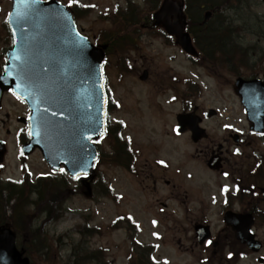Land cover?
Returning a JSON list of instances; mask_svg holds the SVG:
<instances>
[{"label":"rangeland","instance_id":"374dc122","mask_svg":"<svg viewBox=\"0 0 264 264\" xmlns=\"http://www.w3.org/2000/svg\"><path fill=\"white\" fill-rule=\"evenodd\" d=\"M73 1L95 5L86 18L76 21L80 31L90 37L107 25L100 21V12L117 4L122 7L125 5V0ZM134 1L139 5L141 12L148 15L146 10L149 4L145 0ZM10 7L9 0H0V53L8 47L2 21L6 19ZM226 14L233 18V23L237 26V30L232 33L233 39L242 47L249 48L251 61L257 58L264 60V0H244L242 4L229 9ZM119 22L122 20L118 19ZM123 26L114 27L118 33L114 39L119 40L122 36L124 40L111 47L106 71L114 97L121 105L118 111L112 113L111 121L125 122L124 136L132 139L139 152L138 155L135 153L138 156L134 162L136 171L132 173L125 169L122 161L113 162L109 156H104L98 167L103 175L97 174L91 198L72 192L71 188L75 189L78 183L69 178L72 183L65 185L66 195H60L59 198L72 193L71 197L64 202L62 209L56 210L60 214L59 219L45 225L44 236L52 243L49 258L53 257L55 264H68L72 242L80 241L78 230L88 226L99 229L96 235L88 238V249L105 247V258H102L104 264H139V260L134 261L133 257L129 260L127 257L131 254L134 256V252L138 250L135 248L134 252L131 251L133 244L128 238V229L120 225L111 231L108 226L117 216L131 214L139 226L138 240L149 248H152L149 245L154 247L151 250L152 260L147 259L145 264H231L224 255L230 240L228 234L225 238L222 235L220 251L217 253L196 244L193 225L198 219L208 218L213 234L224 227L219 215L223 206L221 187L230 181L206 168L204 158L207 141L194 144L187 134L176 135L173 132L175 115L183 107L180 101H174L173 97L176 91H184L183 79L191 78L202 88L201 94L192 98L193 104L200 110L213 108L219 112L215 117L206 119L204 127L209 132L217 133L218 139L227 132L221 128L224 124L229 125L228 131H244L247 123L242 107L228 85L232 75L223 70V82L220 81L218 88V82L215 81L218 78H209L208 68L193 66L178 46L171 42L165 43L164 39L157 36L158 28H154L151 23L144 20L135 25ZM133 38L136 39L131 42ZM253 45L255 49L252 52L250 47ZM121 54L128 56L132 71L120 76L116 64L117 57ZM124 58L119 57L120 60ZM262 60L248 68L241 65L242 75L261 73L264 67ZM142 67L149 69V78L145 82L138 79ZM172 84H175L176 90ZM2 104L0 139L8 144L3 175L17 178L20 173L17 134L23 135L24 127L14 118L21 114L24 107L18 105L11 95H4ZM108 142L107 139L102 141V148L107 151ZM229 149L230 153H233L231 145ZM24 160L33 178L38 174H52L38 150ZM158 161L168 167L162 168ZM151 173H154L156 180ZM158 175L170 180V184L166 185L164 179H160ZM104 182L108 183L113 193L119 195L118 200H114L111 195L107 196V192L102 194ZM41 206L42 204L38 205ZM36 214L38 216L40 213L36 211ZM255 229L263 240L264 227L258 223ZM222 233H226V229ZM34 244L36 243H32ZM30 249L33 252L32 264L52 263H44V256L34 252L32 246ZM263 253L264 249L260 254ZM95 263L101 264L100 261ZM249 264H257L256 259Z\"/></svg>","mask_w":264,"mask_h":264},{"label":"water","instance_id":"95a60500","mask_svg":"<svg viewBox=\"0 0 264 264\" xmlns=\"http://www.w3.org/2000/svg\"><path fill=\"white\" fill-rule=\"evenodd\" d=\"M12 1L8 25L13 48L6 53L7 64L0 76V97L3 90L12 87L32 111V139L26 153L39 147L51 167L58 169L63 164L74 176L89 174L96 159L91 140L103 133L100 74L103 51L82 43L84 40L75 33L69 12L55 0ZM210 15L211 12H206L205 19ZM163 25L167 32L178 34L179 44L186 52L195 53L189 34L181 32L179 24L163 19ZM145 76L144 73L142 79ZM234 88L245 105L253 128L261 130L264 124V84L238 78ZM178 121L181 130L190 127L194 140L203 136L198 132V118L180 115ZM3 153L0 143V161ZM216 164L215 158L208 162L210 168H215ZM83 184L85 195H90L88 182L84 180ZM225 219L227 224L239 230L234 226L230 212ZM240 229L243 232L237 230L238 237L258 250V246H253L252 236L244 233L243 225ZM195 230L200 243L209 236L207 227L196 226ZM0 264H28V259L21 258L17 251L14 235L8 228L0 233Z\"/></svg>","mask_w":264,"mask_h":264},{"label":"trees","instance_id":"16d2710c","mask_svg":"<svg viewBox=\"0 0 264 264\" xmlns=\"http://www.w3.org/2000/svg\"><path fill=\"white\" fill-rule=\"evenodd\" d=\"M161 0H151L149 6L151 9L159 6ZM184 11L189 15V21L187 29L193 35L194 41L199 49L198 58L206 59H219L222 58H234L229 51V45L232 44L230 40L231 34L228 35L227 28H222L220 25H201L200 11L202 5L218 11L224 8L226 5L231 7L233 2L228 0H184ZM74 16L80 15L75 11L74 7L70 8ZM126 15H121V18H117L121 14H112L111 19H121L120 26H127V24H138L140 22V11L137 5L132 6L131 3L123 10ZM112 20V21H113ZM123 26V27H124ZM110 33V31H109ZM113 34V33H112ZM118 34V33H117ZM104 44V43H103ZM109 42L107 41L106 48ZM115 137L114 141V153L110 157L113 162H120L125 160L123 153L125 146L122 142L118 143V137ZM115 140L117 145H115ZM115 148H117L115 150ZM122 152V154H121ZM62 187V188H60ZM66 186L61 184L55 179L39 180L35 183H29L27 181L16 184H0V226L3 224H9L17 233V237L20 238V245L26 250V253L30 252V247L34 249L41 256H44V263L55 264L53 257L49 258L50 242L43 233V222L38 228H34V225H30L32 219L35 218L36 211L41 213V217L45 216V220L54 219L57 215L56 210L58 209V198L60 195H66ZM35 199H34V197ZM34 202L35 209L31 203ZM41 207H38V205ZM29 209V210H28ZM32 209V210H31ZM34 210V211H33ZM35 213L34 215L30 212ZM37 219H35V222ZM23 238V239H22ZM22 239V240H21ZM36 243L32 245V243ZM33 254V252H30ZM71 258L68 260V264H86L90 261L96 264L95 261H100L104 264L102 258H104L103 250H97L95 252L90 251L87 247H84L82 241L78 242L71 248ZM146 256L143 252H137L133 257L134 261L139 260V264H145ZM61 259V256H59ZM72 259V260H71Z\"/></svg>","mask_w":264,"mask_h":264},{"label":"flooded vegetation","instance_id":"af4514ba","mask_svg":"<svg viewBox=\"0 0 264 264\" xmlns=\"http://www.w3.org/2000/svg\"><path fill=\"white\" fill-rule=\"evenodd\" d=\"M166 16L169 18L172 17L171 14L168 13H164V16L160 14L159 17L163 18ZM144 69L147 70L149 78V69L142 67V70ZM258 76L264 79V67L261 71V75ZM250 77L253 78L255 76ZM187 111L196 112L198 110L197 107H194ZM202 119L204 118L202 117ZM186 133L188 134L189 131ZM234 134L238 136L236 141L232 137ZM204 141L208 142V145L205 147L208 155H211L214 152L219 154L222 159L223 168L227 167L230 170L231 176L233 177V185L238 188L236 194L233 195L231 209L237 214L253 215L254 234L256 238L261 241L262 248L264 249V239L262 240L259 237L258 232L255 229V225L258 223L264 227V135H258L250 130L247 133L227 131L226 134L219 139L217 134L215 137H210V135H208ZM231 144L237 149H242V153L230 155L231 157L226 155L229 154V146ZM244 148L250 149V152H245ZM150 175L154 178V173H151ZM154 180L156 179L154 178ZM154 180L153 183L155 182ZM169 181L170 180H165V183L169 184ZM255 198L257 199V202L254 201ZM232 234V250L235 254L233 264H249L254 258L256 261H259L257 254L250 250H246V248L236 240L233 232ZM213 246L215 248L214 253L219 252L220 242L217 241ZM262 264H264V253Z\"/></svg>","mask_w":264,"mask_h":264},{"label":"snow or ice","instance_id":"6c2138e0","mask_svg":"<svg viewBox=\"0 0 264 264\" xmlns=\"http://www.w3.org/2000/svg\"><path fill=\"white\" fill-rule=\"evenodd\" d=\"M69 2L71 4L73 2V0H69ZM92 7H94V5H92ZM82 43H86V41H82ZM53 115H55V113H53ZM161 163H163V162L161 161ZM61 171H63V169H61ZM153 223H155V222H153ZM208 243L211 244V241H208Z\"/></svg>","mask_w":264,"mask_h":264}]
</instances>
